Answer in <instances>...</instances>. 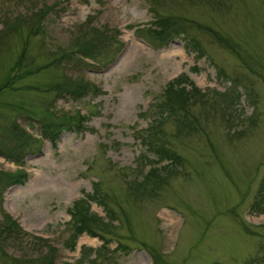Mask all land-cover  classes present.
I'll return each mask as SVG.
<instances>
[{"label":"rangeland","instance_id":"374dc122","mask_svg":"<svg viewBox=\"0 0 264 264\" xmlns=\"http://www.w3.org/2000/svg\"><path fill=\"white\" fill-rule=\"evenodd\" d=\"M155 15L187 37L152 39ZM99 38L95 59L71 55ZM180 74L203 94L183 120L161 106ZM70 79L90 91L50 89ZM64 117L53 145L42 123ZM167 164L163 183L138 187ZM19 170L26 183L0 189V222L19 227L0 264H38L49 246L54 264H264V213L250 209L264 175V0H0V173ZM95 184L100 235L70 249L69 211Z\"/></svg>","mask_w":264,"mask_h":264},{"label":"trees","instance_id":"16d2710c","mask_svg":"<svg viewBox=\"0 0 264 264\" xmlns=\"http://www.w3.org/2000/svg\"><path fill=\"white\" fill-rule=\"evenodd\" d=\"M156 21L151 29L147 31L148 36H150L155 41H158L161 45L169 44L175 36H183L186 38V31L184 26L180 25L177 20L173 17H160L155 15ZM200 26V24H198ZM201 27V26H200ZM216 37V34H215ZM100 39V38H99ZM111 40V39H109ZM222 40V39H221ZM80 40L77 41V46ZM188 42H192L191 46L198 52L199 56H202L203 51L199 47V44L193 39H190ZM225 43V41H222ZM107 48V47H106ZM105 48V49H106ZM101 39L95 41L90 39L85 42H81L78 48L72 51L71 55H76L79 60H93L98 55V52L101 51ZM63 59H71L70 57H64ZM87 63V62H86ZM84 63V64H86ZM31 73V72H28ZM89 84L80 80H68L55 83L50 89L60 92L69 96L71 99L81 98L89 89ZM90 91V90H88ZM96 92V89L95 91ZM203 97V94L200 90L189 80L186 74H180L177 78L173 79L170 83L167 84L166 89L164 90V100L161 104L164 107L165 117H170L172 115H179L180 119H186L189 116V108L191 103L200 100ZM84 120V117L81 116V120L75 122L76 126H80L81 122ZM164 120V114L161 113V118L155 120L151 124L147 131L149 134L154 135L157 132V129L160 127L161 122ZM54 120H45L42 123V134L49 139L51 144H55L58 137L61 135L65 125H71V120L68 118H62L60 122H55ZM17 127V126H15ZM145 139V145H150V142ZM20 143V148H21ZM157 153L164 156L169 160L170 164L177 163L181 158L174 152L165 148L163 146L157 145ZM168 166L165 167H152L147 174L144 175L141 182L138 183L139 188H143L148 183H153L154 185H160L164 182L165 176L168 174ZM27 181L26 172L17 171L15 173H0V189L7 188L8 186H22ZM138 189V188H137ZM95 199L97 203L101 206H105L103 194L99 191L98 184H95L94 191L92 194L87 196V199H80L73 203L72 208L70 209V221L72 224V233L70 234L67 242L70 249H73L76 245L78 238L84 234H87L92 237H97L100 233L95 232L92 228V225L96 222H100V218H97L91 211L89 201ZM251 211L257 214L264 213V175L260 180L257 191L255 193L254 201L250 207ZM114 220H111V222ZM102 222V221H101ZM19 229L17 222L13 221L11 217L3 216L2 222H0V239L5 238V240L17 239L16 232ZM102 230L104 227L101 228ZM106 246L107 242L103 236H100ZM57 259V254L54 248L50 246L45 251L43 256H40L38 264H54ZM33 262L32 264H35Z\"/></svg>","mask_w":264,"mask_h":264}]
</instances>
